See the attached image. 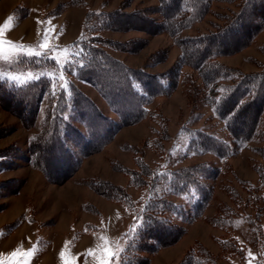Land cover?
<instances>
[{
	"label": "rangeland",
	"instance_id": "1",
	"mask_svg": "<svg viewBox=\"0 0 264 264\" xmlns=\"http://www.w3.org/2000/svg\"><path fill=\"white\" fill-rule=\"evenodd\" d=\"M159 7L160 0H0V20L6 18L0 27L13 18L0 39L24 46L4 44L0 76L16 84L38 78L50 81V89H39L34 116H24L22 109L0 98V264H19L21 259L30 264H100L109 259L107 249L115 254L112 264H123L127 242L142 222L139 202L146 198L155 173L164 176L201 163L213 171L212 176L202 178L213 189L212 200L201 216L194 217L193 201L174 194L162 179L156 191L183 205L191 216L185 219L168 212L167 217L184 228V233L178 240H162V246L151 241L152 246L141 255L142 264H180L198 244L212 252L217 264H264V188L257 169L264 166L260 151L264 142L253 137L228 158L195 151L189 130H204L228 142L231 136L214 112L199 69L180 62V39L215 33L228 15L239 10V1L213 0L200 20L177 35L163 30ZM112 11H140L143 16L137 24L126 21L127 26L96 25L94 13ZM88 42L129 67L162 74L169 89L145 104L146 114L141 119L123 123L93 83L70 71L75 70ZM29 51L40 55L28 56ZM211 61L243 73L261 71L264 28L243 48L221 53ZM70 85L87 96L117 128L100 150L90 153L64 129L63 139L79 165L68 176L51 173L48 177L34 161L33 145L40 144L35 139L49 123V105L55 103L50 90L64 89L71 98ZM66 109L60 122L86 134L73 103L69 101ZM258 128L264 130V114ZM136 173L143 174L148 184L135 180L132 174ZM96 181L122 187L136 208L102 194L93 186ZM250 185L259 191L249 193ZM232 189L241 198L235 193L233 196ZM225 206L234 208L237 216L226 226L212 225L209 219ZM17 250L21 256L13 257L11 253ZM25 252L31 255H23Z\"/></svg>",
	"mask_w": 264,
	"mask_h": 264
},
{
	"label": "trees",
	"instance_id": "2",
	"mask_svg": "<svg viewBox=\"0 0 264 264\" xmlns=\"http://www.w3.org/2000/svg\"><path fill=\"white\" fill-rule=\"evenodd\" d=\"M212 1L160 0L159 11L163 17V30L175 35L181 34L184 28L205 15ZM232 1H239V10L228 15L226 23L215 33L187 35L179 41L182 49L181 64L189 62L199 69L214 112L223 120L231 136V141L228 142L207 131L193 129L188 131L190 145L197 152H213L222 158L232 156L253 137L257 136L264 142V130L259 131L258 128L264 114V68L258 72L243 73L236 68L211 61L221 53L236 47L243 48L264 28V0ZM94 16L97 19L96 25L115 28L118 25L127 26L126 21L137 24L138 21L141 22L140 16L143 14H140V11L132 13L112 11L96 12ZM123 20L124 23L119 24ZM88 43L82 48L80 58H77L79 61L74 67L75 70L70 68V71L93 83L123 123L128 124L141 119L146 114L145 104L152 97L169 89L164 84L162 74H150L142 69L129 67L111 56L105 49ZM45 86L50 89V81L45 78L16 84L0 76V98L9 101L15 108L22 109L24 116L27 113L34 116L37 112L39 89ZM71 93V98H67L64 89L52 92L50 90L49 94L51 99H55V103H49V114L47 113L49 123H46L35 139L40 144L33 145L34 161L48 177L51 173H58L62 177L68 176L79 165L78 159L67 148L63 139L64 129L86 153L100 150L116 132L117 124L104 116L87 96L73 86ZM69 101L73 103L84 121L86 134L69 126V123L63 125L60 122L61 114L67 110ZM260 151L264 158V146ZM257 169L261 186L264 188V166L259 165ZM212 172L208 165L201 163L170 171L164 176L163 173H155L146 198L139 202L142 204L139 212L142 222L137 233L133 234V239L127 242L123 264H142L141 255L148 250L147 247L152 246L153 240L161 246L164 242L178 240L185 229L174 224L167 217V213L174 212L185 219H189L191 214L194 217L201 216L213 196V189L204 183L202 178L212 176ZM141 175L136 173L132 174V177L140 183L144 182V185L148 184L146 179V183L143 181ZM162 179H166L168 187L174 194L187 196L193 201L190 215L183 205H177L160 190L156 191V187L160 189ZM93 186L102 194L123 201L133 210L137 206L122 187L104 181L93 182ZM248 188L249 193L259 191V187L256 186L250 185ZM232 191L233 196L235 193L237 198H241L236 190ZM236 216L234 208L225 206L217 215L210 218L209 222L214 226H226ZM164 239L166 241L163 242ZM215 263L216 258L212 252L205 245L198 244L194 250L187 253L180 264Z\"/></svg>",
	"mask_w": 264,
	"mask_h": 264
},
{
	"label": "snow or ice",
	"instance_id": "3",
	"mask_svg": "<svg viewBox=\"0 0 264 264\" xmlns=\"http://www.w3.org/2000/svg\"><path fill=\"white\" fill-rule=\"evenodd\" d=\"M12 20L13 18L12 17H9L8 20L4 23V25L2 27H0V37H2L5 33V30L6 29H9L11 24H12ZM7 43L9 45H12L16 48H23L24 46L23 45H15L14 42H11V41H3L2 39H0V52H2L3 50V46L4 44ZM44 47H47V45L45 44ZM28 56H32V55H40V53L36 52V53H33L31 51L27 52L26 53ZM67 88V85H65V89ZM35 250H31V252H34ZM31 252H25L23 253V255L25 256H28V255H31ZM106 254L108 255L109 259L108 260H101L100 264H112V257L115 255L113 253V251L111 249H107L106 250ZM11 255L13 257H17V256H21V253L17 250V251H14L13 253H11ZM64 256H65V253L62 251L61 252V258L62 260L64 259ZM19 264H30L29 261H24L23 259H21V261L19 262ZM65 264H74V261H65Z\"/></svg>",
	"mask_w": 264,
	"mask_h": 264
},
{
	"label": "crops",
	"instance_id": "4",
	"mask_svg": "<svg viewBox=\"0 0 264 264\" xmlns=\"http://www.w3.org/2000/svg\"><path fill=\"white\" fill-rule=\"evenodd\" d=\"M5 19H6V18L2 16L0 21H3V22H4Z\"/></svg>",
	"mask_w": 264,
	"mask_h": 264
}]
</instances>
